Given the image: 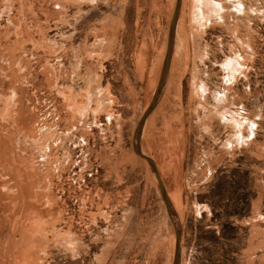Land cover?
<instances>
[{"label":"rangeland","instance_id":"1","mask_svg":"<svg viewBox=\"0 0 264 264\" xmlns=\"http://www.w3.org/2000/svg\"><path fill=\"white\" fill-rule=\"evenodd\" d=\"M211 1L135 133L176 0H0V264H175L136 145L179 264H264V0Z\"/></svg>","mask_w":264,"mask_h":264},{"label":"water","instance_id":"2","mask_svg":"<svg viewBox=\"0 0 264 264\" xmlns=\"http://www.w3.org/2000/svg\"><path fill=\"white\" fill-rule=\"evenodd\" d=\"M179 3H180V0H176L175 8L173 10V13H172V16H171V19H170V22H169L168 36H167V46H166L164 62H163V66H162L159 82L157 84L154 96H153L149 106L147 107L145 113L143 114V116L139 120V123H138V126H137V129H136L135 133H138L140 131L141 126H142V122L144 120V117H145L146 113L151 109V107L155 103V100L157 99V97L159 96V94H160V92H161V90L163 88V85H164V82H165V79H166V76H167V73H168L169 56H170V51H171V43H172L173 32H174L175 21H176V14H177V9H178ZM134 151L139 156L144 158L149 164H151V166H152V168L154 170V173H155V176L157 178L158 185H159V189H160V191H161V193L163 195V198L165 199L167 212L169 213L171 222H172V224L174 226L175 235H176V259H175V264H179L180 263V260H179V258H180L179 231L177 229V225L175 224V221H174L172 215L170 214V209H169L170 203H169L168 198L166 197V194H165V191H164V187H163V184H162V181H161V177L159 175V172H158L157 167L155 166L153 160L151 158L141 154L138 145H136Z\"/></svg>","mask_w":264,"mask_h":264},{"label":"bare ground","instance_id":"3","mask_svg":"<svg viewBox=\"0 0 264 264\" xmlns=\"http://www.w3.org/2000/svg\"><path fill=\"white\" fill-rule=\"evenodd\" d=\"M199 2L201 1V0H198ZM205 3H206V5H209V4H211V6H212V1L211 0H203ZM194 2H195V0H194ZM201 3V2H200ZM214 4V3H213ZM235 8H236V10H238V12H242L243 11V4H242V2L241 1H239L238 3H236L235 5ZM219 6H217V8H218ZM222 7V9H224V7H223V5L221 6ZM215 9V8H214ZM218 10V9H217ZM220 10H218V12H219ZM217 12V11H216ZM230 65V64H229ZM236 69V68H235ZM207 87H205V86H203L202 85V90H203V92L204 93H206L207 92ZM220 101V100H219ZM221 103V102H220ZM220 107H222V106H220ZM223 110L224 111H227V107H223ZM224 113V112H223ZM141 151V150H140ZM143 151V150H142ZM144 155H146V154H144Z\"/></svg>","mask_w":264,"mask_h":264}]
</instances>
